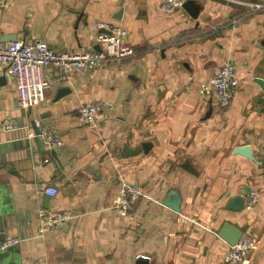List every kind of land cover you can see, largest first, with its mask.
<instances>
[{
	"label": "crops",
	"instance_id": "1",
	"mask_svg": "<svg viewBox=\"0 0 264 264\" xmlns=\"http://www.w3.org/2000/svg\"><path fill=\"white\" fill-rule=\"evenodd\" d=\"M161 1L0 6L5 42L99 49L92 22L103 19L124 26L136 50L64 79L46 70L44 101L24 113L16 80L0 64V141L6 133L30 138L28 152H0V237L21 239L0 249V264H135L141 254L151 264H227L226 222L257 238L238 264H264V0H186L196 15L184 6L165 12ZM226 62L240 84L224 107L210 79ZM97 99L105 102L97 121L82 119L79 107ZM6 118L24 126L5 129ZM45 124L59 131L60 145L36 134ZM124 182L142 185L128 214L115 207ZM51 185L57 194L45 191ZM43 210L72 215L40 233Z\"/></svg>",
	"mask_w": 264,
	"mask_h": 264
},
{
	"label": "built area",
	"instance_id": "2",
	"mask_svg": "<svg viewBox=\"0 0 264 264\" xmlns=\"http://www.w3.org/2000/svg\"><path fill=\"white\" fill-rule=\"evenodd\" d=\"M6 0H0V6ZM186 0H162L161 8L165 12H173L183 7ZM92 27L97 31V39L103 44L94 50H55L46 41L35 40L26 42L22 39L3 41L0 38V64L5 66V71L14 76L18 91V101L25 110L32 105L39 104L46 97V89L51 85V79L47 77L46 70L57 69V79H64L67 74L76 68H95L103 65L106 61L129 56L135 53V47L130 42L128 30L121 24H115L108 20L95 19ZM240 84L236 66L226 62L211 77L210 85L216 92L219 103L222 106L229 105L233 95ZM105 102L102 99L83 103L79 107L82 119L96 122L98 114ZM5 129L19 128L20 124L13 118L4 119ZM40 134L49 147L53 148L61 144V134L49 125H42ZM264 155V147L261 150ZM45 191L50 195L58 192L54 185L46 187ZM142 185L138 182H124L120 185V195L115 203L116 209L122 214H128L133 204L141 196ZM250 203L258 200L256 191L249 194ZM71 212L66 210L41 212L38 231H45L62 226ZM18 236L0 237V249H5L19 243ZM257 238L252 234H245L235 245L224 253V261L227 264H238L248 256L251 249L256 245Z\"/></svg>",
	"mask_w": 264,
	"mask_h": 264
},
{
	"label": "water",
	"instance_id": "3",
	"mask_svg": "<svg viewBox=\"0 0 264 264\" xmlns=\"http://www.w3.org/2000/svg\"><path fill=\"white\" fill-rule=\"evenodd\" d=\"M183 6L186 7L193 15H196V13H194L190 9V2L189 1H185ZM63 90H66V87L62 88L60 91H63ZM17 105H18V107H20L19 103ZM22 111H23L22 113H24V111L26 112V110H24V109H22ZM22 126H24V124L20 123V127H22ZM34 128H35L36 134L39 135L40 130H39L38 126H34ZM17 130H18V128H17ZM15 131L16 130H11L10 133H12V135H15ZM8 135H11V134H8V133L4 134V136H5L4 140L0 141L1 142L0 143V152L1 153L6 154V152H10V151L15 150V149L18 150V149H24V148H26L27 152H28V148L30 147V142H29L30 138H29L28 133L23 134V136L20 135L19 136L20 138L17 137L18 139H12L13 136L8 137ZM144 146H146V144H144ZM128 150L129 149L127 148L126 152H128ZM46 151L49 152L50 150H46ZM51 153H52L53 157H56V158L58 157L56 151H51ZM50 158L51 157L49 155H48V158L46 157V159H48V163L52 162V158L51 159ZM59 164L61 167H64V163H62L61 161H59ZM183 164L187 168L191 169V167L188 165L187 162H185ZM49 198H50V196H46V201H48ZM165 202L170 204L172 207H174L176 209L180 208L177 203H172L169 198H167L165 200ZM232 226H234V225H232L229 222H226L225 225L221 228L220 234L223 237H225L231 245H235L238 242V240L242 237L244 230H246V227H239V226L232 227ZM230 229H233V230L230 232L229 231ZM2 230H3V227L0 226V231H2ZM228 232H230V233H228ZM135 264H151L150 257L141 254L137 257Z\"/></svg>",
	"mask_w": 264,
	"mask_h": 264
}]
</instances>
